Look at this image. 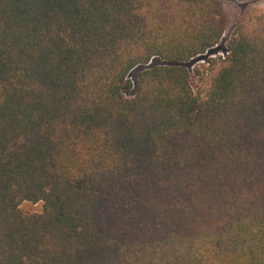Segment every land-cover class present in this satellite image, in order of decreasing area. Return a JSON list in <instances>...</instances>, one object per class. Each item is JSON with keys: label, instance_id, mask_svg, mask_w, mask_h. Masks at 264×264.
Instances as JSON below:
<instances>
[{"label": "trees", "instance_id": "obj_1", "mask_svg": "<svg viewBox=\"0 0 264 264\" xmlns=\"http://www.w3.org/2000/svg\"><path fill=\"white\" fill-rule=\"evenodd\" d=\"M228 22L221 0H0V264H264V7L205 88L187 66Z\"/></svg>", "mask_w": 264, "mask_h": 264}, {"label": "rangeland", "instance_id": "obj_2", "mask_svg": "<svg viewBox=\"0 0 264 264\" xmlns=\"http://www.w3.org/2000/svg\"><path fill=\"white\" fill-rule=\"evenodd\" d=\"M221 1L229 18L227 28L220 40V49L224 50L228 45L231 36L233 35L235 24L240 11L250 3L260 8L264 7V0H221ZM220 56L221 55H217L215 57L214 56L211 57L209 55L204 56L205 59H212V62L210 64L199 61L197 59H193L191 62L187 63V66L192 76V85L196 91L205 88L206 80L208 76L213 74V72L216 71L220 65L221 62L220 61L221 58H219ZM158 60L160 61V59L158 58L154 59V61H158ZM138 69L139 68H136L131 73V77H134ZM20 207L25 212H41L43 209L42 202L33 203L30 201H25L20 205Z\"/></svg>", "mask_w": 264, "mask_h": 264}, {"label": "built area", "instance_id": "obj_3", "mask_svg": "<svg viewBox=\"0 0 264 264\" xmlns=\"http://www.w3.org/2000/svg\"><path fill=\"white\" fill-rule=\"evenodd\" d=\"M214 51V52H213ZM229 53V48L228 45L226 46V48L224 50L220 49V41L219 43H217L215 46H213L212 48L208 49L206 52H204L203 54H199L198 56L192 58V59H197L199 61L202 62H206L207 64H210L212 62V59H205L204 56L209 55V56H217V55H221L219 58H221L220 61H222L223 59H225L226 55Z\"/></svg>", "mask_w": 264, "mask_h": 264}]
</instances>
